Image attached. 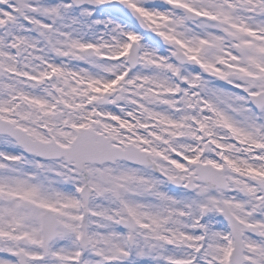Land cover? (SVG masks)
I'll use <instances>...</instances> for the list:
<instances>
[{"label": "snow or ice", "instance_id": "1", "mask_svg": "<svg viewBox=\"0 0 264 264\" xmlns=\"http://www.w3.org/2000/svg\"><path fill=\"white\" fill-rule=\"evenodd\" d=\"M0 264H264V0H0Z\"/></svg>", "mask_w": 264, "mask_h": 264}]
</instances>
